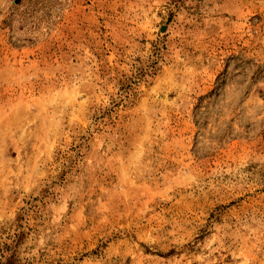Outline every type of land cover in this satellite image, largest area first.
<instances>
[{
  "label": "rangeland",
  "instance_id": "374dc122",
  "mask_svg": "<svg viewBox=\"0 0 264 264\" xmlns=\"http://www.w3.org/2000/svg\"><path fill=\"white\" fill-rule=\"evenodd\" d=\"M0 264H264V0H0Z\"/></svg>",
  "mask_w": 264,
  "mask_h": 264
}]
</instances>
